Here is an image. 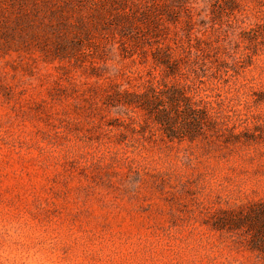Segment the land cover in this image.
<instances>
[{
    "label": "rangeland",
    "instance_id": "374dc122",
    "mask_svg": "<svg viewBox=\"0 0 264 264\" xmlns=\"http://www.w3.org/2000/svg\"><path fill=\"white\" fill-rule=\"evenodd\" d=\"M261 207L264 0H0V264H264Z\"/></svg>",
    "mask_w": 264,
    "mask_h": 264
},
{
    "label": "trees",
    "instance_id": "16d2710c",
    "mask_svg": "<svg viewBox=\"0 0 264 264\" xmlns=\"http://www.w3.org/2000/svg\"><path fill=\"white\" fill-rule=\"evenodd\" d=\"M166 93H167V97H168V100H170V101H172L173 102V96L171 95V94H168V92H164V94L166 95ZM155 98L156 99H159L161 102H164L165 100H164V96L163 95H161V94H159V92H156L155 94ZM258 217H259V219L262 221V223L264 224V208L263 207H261V209L260 210H258Z\"/></svg>",
    "mask_w": 264,
    "mask_h": 264
}]
</instances>
